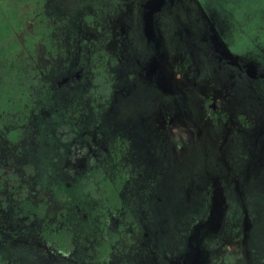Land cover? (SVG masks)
Returning a JSON list of instances; mask_svg holds the SVG:
<instances>
[{
    "label": "flooded vegetation",
    "instance_id": "obj_1",
    "mask_svg": "<svg viewBox=\"0 0 264 264\" xmlns=\"http://www.w3.org/2000/svg\"><path fill=\"white\" fill-rule=\"evenodd\" d=\"M51 1L70 13L78 2ZM111 1L124 8L120 32L95 19L101 31L89 36L90 9H78L81 40L70 17L52 31L88 50V125L72 123L67 103L50 164L30 163L40 103H56L83 68L79 60L50 81L37 64L46 80L20 140L0 134L9 153L30 140L0 160V214L11 209L18 237L33 238L22 256L0 249V264H264V204H254L264 189V0L163 1L153 22L168 58L159 76H173L182 95L161 94L143 68L154 48L143 0ZM103 33L109 48L98 50ZM111 49L116 63L99 72Z\"/></svg>",
    "mask_w": 264,
    "mask_h": 264
},
{
    "label": "rangeland",
    "instance_id": "obj_2",
    "mask_svg": "<svg viewBox=\"0 0 264 264\" xmlns=\"http://www.w3.org/2000/svg\"><path fill=\"white\" fill-rule=\"evenodd\" d=\"M16 1H18L21 5V14H16L17 19H20L21 21L26 20V29L18 30L17 34H19L20 39H23L24 36L25 41L32 42L31 46L34 49L36 56L35 62L41 67V69L47 70L46 76L48 79H50V81H53L56 77L68 73V66L70 64L71 66H73V64L76 65L77 61L79 60L81 61L83 67L82 71L80 72V76L78 78H75L73 82L70 83V86L72 88L71 90L69 87H66V89H59V91H61V94L57 96L56 103H49L45 101V103H43L44 106H42L40 103V123L38 122L35 129L33 130L32 128V130L30 131V134L32 136L35 135V137L38 139L37 144L40 146L36 155L32 156V154H34L35 152H32V150H34V147L31 148L30 145L29 148L31 149L28 150L30 154L28 156V159L30 160V163L34 164L39 169H42L43 167L45 168V166L47 167V165H49L51 162L50 156L55 150L56 136L58 135V131L55 130L54 127L57 123L63 122L64 111L69 108V106L67 107V103H71L72 101H74V104L71 103L70 105H73L74 108L77 107L76 109L78 112V119L77 117H72V123L74 124V121L78 120L79 128L88 125L90 116V109L88 107V104L83 101L88 95L86 91L88 86L85 80L87 70L84 68L85 65H87L86 62L88 59V50L85 47H73L71 40L67 38L65 33H63L62 36H57L56 34L52 36V31L55 28L59 27L61 25L60 22L65 20V18L67 19V17H70L71 21L69 31L71 30L72 33L76 34L77 39L81 40L80 35H88V31L80 21H77L79 18L76 16L83 13V11L80 13L78 9H90L91 11H94L95 18L90 17L88 21L86 20V22H84H92L87 25V28L90 29L89 36H99L101 27L98 26L96 20H99V24L103 23L104 26L120 32V24L121 21L124 20V18L120 19V15H122L124 8L122 5H116L115 2L111 0H93L98 5L95 7L96 9L94 7L92 9L88 5V0H78L76 7L70 13L67 3H64L63 5H57L52 3L51 1L50 5H48V3H46V0ZM11 4L10 1H8V3L6 2V4L4 5L6 6V10H10L11 12H13L12 8H15L14 5L18 6V4ZM116 19L118 23H116ZM108 37L109 33H103L101 37V41H103V44L99 47L98 50H100V48L105 44L109 48ZM104 50L106 51L105 48H103V51ZM105 56L109 57L110 63L104 62V64L100 66V69L98 68L100 70L99 72H107V70H110V66L116 63V56L118 55L112 50L109 52H105ZM45 80L43 78L41 79V85H43ZM50 91L51 90L43 89L41 93H44V95H49L50 93L54 95L53 91ZM111 120L112 121L110 122V125L112 126L114 124L112 118ZM2 125L3 123H0V126ZM19 144L20 147L17 150H12L13 152L9 153L5 142L0 141V160H2L4 155L5 157H10V159H17V157H20V155L24 153V148L30 144V140H28L27 136L25 135L24 140L22 139ZM38 145H35V147H37ZM18 164L19 161L11 167H14L15 169H17V171H19L20 167H18ZM50 168L51 166H49L48 170ZM258 199L260 200V203L264 204V189L262 190V192L258 193V198L256 197V202H254V204L258 202ZM8 212H10L8 217L0 214V228L2 229L3 227L2 230L0 229V249L3 254H18L19 256H22V251L24 250V248L30 246V244L33 242V238L30 236L24 238L18 237L20 236L19 233H22L20 232V229L17 225L19 222L16 217L15 219L13 218L14 213L11 211V209H8ZM5 226L11 230H14V233L12 235L8 234Z\"/></svg>",
    "mask_w": 264,
    "mask_h": 264
},
{
    "label": "trees",
    "instance_id": "obj_3",
    "mask_svg": "<svg viewBox=\"0 0 264 264\" xmlns=\"http://www.w3.org/2000/svg\"><path fill=\"white\" fill-rule=\"evenodd\" d=\"M17 3L6 10V2ZM13 5V4H11ZM21 5L16 0H0V134L19 141L22 125L31 116L41 88L32 42L20 39L17 31L26 29V20L17 19Z\"/></svg>",
    "mask_w": 264,
    "mask_h": 264
},
{
    "label": "water",
    "instance_id": "obj_4",
    "mask_svg": "<svg viewBox=\"0 0 264 264\" xmlns=\"http://www.w3.org/2000/svg\"><path fill=\"white\" fill-rule=\"evenodd\" d=\"M163 1L164 0H143L140 3V15L143 21V32L147 35L148 40L151 43H154V48L152 49L151 53H149L146 57L145 62L143 64V68L147 71L148 77L156 85V88L161 94H175L179 92V94L182 95L183 91L181 87L176 83L173 76H159V71H167L166 65L168 58L166 54V49L165 47H163L162 44L163 39L160 35V31L159 29L157 31V28L156 26H154L153 22L164 12H166L167 8H164ZM167 1L171 2V0ZM160 64L162 67H160ZM184 95L186 96L185 92Z\"/></svg>",
    "mask_w": 264,
    "mask_h": 264
}]
</instances>
